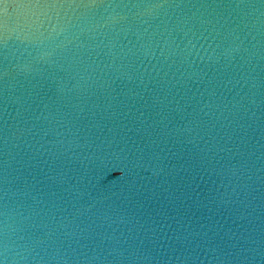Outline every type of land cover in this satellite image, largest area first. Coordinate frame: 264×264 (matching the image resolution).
Here are the masks:
<instances>
[{
    "label": "water",
    "instance_id": "1",
    "mask_svg": "<svg viewBox=\"0 0 264 264\" xmlns=\"http://www.w3.org/2000/svg\"><path fill=\"white\" fill-rule=\"evenodd\" d=\"M0 264H264V0H0Z\"/></svg>",
    "mask_w": 264,
    "mask_h": 264
}]
</instances>
